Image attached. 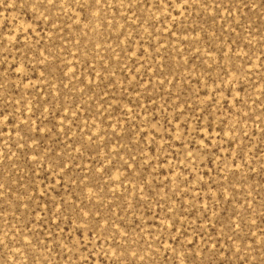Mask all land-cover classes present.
Masks as SVG:
<instances>
[{
    "label": "rangeland",
    "instance_id": "obj_1",
    "mask_svg": "<svg viewBox=\"0 0 264 264\" xmlns=\"http://www.w3.org/2000/svg\"><path fill=\"white\" fill-rule=\"evenodd\" d=\"M0 264H264V0H0Z\"/></svg>",
    "mask_w": 264,
    "mask_h": 264
},
{
    "label": "snow or ice",
    "instance_id": "obj_2",
    "mask_svg": "<svg viewBox=\"0 0 264 264\" xmlns=\"http://www.w3.org/2000/svg\"><path fill=\"white\" fill-rule=\"evenodd\" d=\"M48 2H49V3H53V0H48ZM98 2H99V0H97V3H98ZM183 2H184V3H187L188 0H183ZM194 2H195V0H194Z\"/></svg>",
    "mask_w": 264,
    "mask_h": 264
}]
</instances>
